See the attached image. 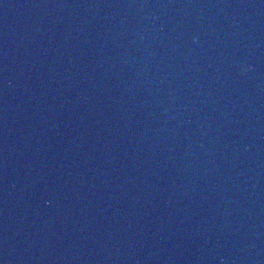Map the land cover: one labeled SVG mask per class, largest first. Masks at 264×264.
I'll list each match as a JSON object with an SVG mask.
<instances>
[{"label": "water", "instance_id": "obj_1", "mask_svg": "<svg viewBox=\"0 0 264 264\" xmlns=\"http://www.w3.org/2000/svg\"><path fill=\"white\" fill-rule=\"evenodd\" d=\"M0 264H264V0H0Z\"/></svg>", "mask_w": 264, "mask_h": 264}]
</instances>
